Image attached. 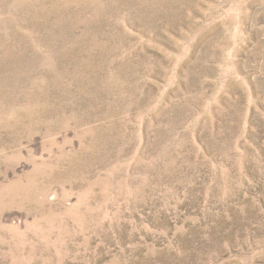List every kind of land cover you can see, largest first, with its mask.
Listing matches in <instances>:
<instances>
[{"label": "rangeland", "instance_id": "obj_1", "mask_svg": "<svg viewBox=\"0 0 264 264\" xmlns=\"http://www.w3.org/2000/svg\"><path fill=\"white\" fill-rule=\"evenodd\" d=\"M0 264H264V0H0Z\"/></svg>", "mask_w": 264, "mask_h": 264}, {"label": "bare ground", "instance_id": "obj_2", "mask_svg": "<svg viewBox=\"0 0 264 264\" xmlns=\"http://www.w3.org/2000/svg\"><path fill=\"white\" fill-rule=\"evenodd\" d=\"M200 79V78H199Z\"/></svg>", "mask_w": 264, "mask_h": 264}]
</instances>
